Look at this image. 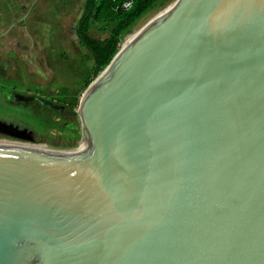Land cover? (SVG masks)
<instances>
[{
	"label": "water",
	"instance_id": "water-1",
	"mask_svg": "<svg viewBox=\"0 0 264 264\" xmlns=\"http://www.w3.org/2000/svg\"><path fill=\"white\" fill-rule=\"evenodd\" d=\"M120 53L85 152L0 148V264H264V0H173Z\"/></svg>",
	"mask_w": 264,
	"mask_h": 264
},
{
	"label": "rangeland",
	"instance_id": "rangeland-1",
	"mask_svg": "<svg viewBox=\"0 0 264 264\" xmlns=\"http://www.w3.org/2000/svg\"><path fill=\"white\" fill-rule=\"evenodd\" d=\"M172 1L160 0L144 13L127 32L122 34L121 45L134 37L149 18L163 10ZM111 27L112 24L104 23L99 25L94 23L91 34L103 41L108 36ZM75 51L76 55L70 49L68 52L64 51L63 54L67 55V58L64 59L63 57L61 60H54V62L60 61L61 63L51 68L53 73L51 90H48V88L43 90L35 89L28 80L36 79V76L32 75L28 78L26 62L30 60L16 59L18 67L15 68L21 83L18 85L5 84L6 86L0 89V139L30 144H44L50 148L63 151L78 149L83 131V122L79 111L80 101L86 89L95 82L94 80L99 74L95 78H91L93 66H90L89 63V52L78 56L77 50ZM78 59L85 62L84 68L80 69L81 66L78 65ZM3 60L4 62L8 61ZM61 65L63 66L62 68H60ZM1 77L6 76L0 75V85L2 84L1 81L5 82ZM10 93H18L23 96L36 94L42 100H45L47 104L41 106L39 102H33L28 105L13 102L8 100L9 97L7 95Z\"/></svg>",
	"mask_w": 264,
	"mask_h": 264
},
{
	"label": "crops",
	"instance_id": "crops-1",
	"mask_svg": "<svg viewBox=\"0 0 264 264\" xmlns=\"http://www.w3.org/2000/svg\"><path fill=\"white\" fill-rule=\"evenodd\" d=\"M84 8L85 0H0V75L6 76L1 77L5 82L1 81L0 89L5 84L21 83L15 68L18 67L17 60L29 59L26 62L28 78L36 76L35 80L28 79L32 86L51 90V68L61 63L54 60L67 58L63 53L69 49L74 54L77 50L78 56L89 52L76 36L77 22ZM92 27L90 35L104 43L108 36L100 41L91 34ZM89 58L90 66H93L91 55ZM78 60L80 69L84 68L85 62ZM7 96L12 101L13 93Z\"/></svg>",
	"mask_w": 264,
	"mask_h": 264
},
{
	"label": "trees",
	"instance_id": "trees-1",
	"mask_svg": "<svg viewBox=\"0 0 264 264\" xmlns=\"http://www.w3.org/2000/svg\"><path fill=\"white\" fill-rule=\"evenodd\" d=\"M126 1L132 2L128 10H115L117 5ZM158 1L160 0H85L84 11L76 26V36L80 44L90 52L93 61L91 78H95L121 48L122 34ZM96 22L112 24L104 43H99L89 33Z\"/></svg>",
	"mask_w": 264,
	"mask_h": 264
},
{
	"label": "bare ground",
	"instance_id": "bare-ground-1",
	"mask_svg": "<svg viewBox=\"0 0 264 264\" xmlns=\"http://www.w3.org/2000/svg\"><path fill=\"white\" fill-rule=\"evenodd\" d=\"M127 42H128V40L122 45V47ZM121 48H120V50H121ZM120 50H119L118 54L115 56V58L113 59V61L111 62V64L104 70V72L100 76L97 77L95 82L88 88V90L85 92L84 96L87 93H89L93 88H95L101 81H103L110 74L111 70L115 67V65L122 58ZM88 141H89L88 130L86 127H84V124H83L82 140L79 144L78 149H76V150L63 151V150L50 148L44 144H30V143H23V142H17V141H8V140H4V139H0V148L17 150L20 152H25V153H30V154H35V155L45 156V157H62V156H74V155L82 154L83 152H85V150L88 146Z\"/></svg>",
	"mask_w": 264,
	"mask_h": 264
},
{
	"label": "flooded vegetation",
	"instance_id": "flooded-vegetation-1",
	"mask_svg": "<svg viewBox=\"0 0 264 264\" xmlns=\"http://www.w3.org/2000/svg\"><path fill=\"white\" fill-rule=\"evenodd\" d=\"M12 101L18 102V103L24 104V105H28V104L33 103V102H37V103L39 102L41 106H43V105L45 106L47 104L45 100H42V98H40L36 94L23 96L21 94H16V93L14 94L13 93Z\"/></svg>",
	"mask_w": 264,
	"mask_h": 264
},
{
	"label": "built area",
	"instance_id": "built-area-1",
	"mask_svg": "<svg viewBox=\"0 0 264 264\" xmlns=\"http://www.w3.org/2000/svg\"><path fill=\"white\" fill-rule=\"evenodd\" d=\"M132 5V2L131 1H126V2H123L122 4L120 5H117L115 10L119 9V8H122L124 10H128Z\"/></svg>",
	"mask_w": 264,
	"mask_h": 264
}]
</instances>
